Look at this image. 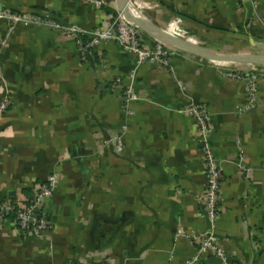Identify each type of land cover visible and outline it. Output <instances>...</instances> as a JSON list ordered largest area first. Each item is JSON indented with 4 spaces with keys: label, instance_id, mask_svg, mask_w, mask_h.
Masks as SVG:
<instances>
[{
    "label": "crops",
    "instance_id": "obj_1",
    "mask_svg": "<svg viewBox=\"0 0 264 264\" xmlns=\"http://www.w3.org/2000/svg\"><path fill=\"white\" fill-rule=\"evenodd\" d=\"M92 1L100 5L0 0V12L91 30L117 12V0ZM135 6L196 46L264 54L255 52L264 48V0ZM171 49L173 71L144 63L132 81L140 99L126 105L120 94L131 83L132 54L104 43L82 57L74 38L0 15V101H9L0 119V203H26L34 186L60 177L43 204L42 236L0 227V264H222L191 240L209 227L200 206L202 144L194 119L180 112L193 101L211 113L224 177L214 233L230 264H264V66ZM251 67L260 71L258 102L246 109L245 85L222 73ZM116 78L122 90L111 88Z\"/></svg>",
    "mask_w": 264,
    "mask_h": 264
},
{
    "label": "built area",
    "instance_id": "obj_2",
    "mask_svg": "<svg viewBox=\"0 0 264 264\" xmlns=\"http://www.w3.org/2000/svg\"><path fill=\"white\" fill-rule=\"evenodd\" d=\"M81 1L93 3L99 6V2L92 0H64ZM254 7L258 6L259 0H244ZM130 7L135 6V0H128ZM2 17L8 18L16 23L31 22L37 25L47 26L60 35L74 38L78 44V49L82 57L104 43H116L123 50L134 56V69L129 77L131 83L123 89L120 97L127 105L132 101L139 100V96L134 91V80L136 71L144 63L149 62L157 65L161 69L171 68V57L173 50L159 41L152 44L144 37L143 31L128 21L120 12L111 17L110 21L104 22L94 29H82L74 25H63L46 17L45 19L35 16H20L11 14L4 10L0 12ZM13 29V27H12ZM4 45L5 43L2 42ZM223 76L231 81L242 82L245 85L248 104L246 109L255 108L258 102V83L260 71L251 67L249 70L229 69L223 71ZM1 77V76H0ZM1 80V78H0ZM113 90H122V81L116 78L112 81ZM9 101L4 98L0 101V119L8 108ZM181 113L191 116L196 124L198 140L202 144L203 166L205 170V184L200 199L201 216L208 222V229L202 233H194L191 240L198 246V254H209L221 260L222 264H230L220 240L214 233L215 222L220 212L221 191L223 186V172L221 161L216 157L213 147L210 144L212 132L211 113L204 103L193 101L180 110ZM118 150H121V143L117 139ZM1 152V147H0ZM240 170L249 175V170L240 164ZM59 175L54 173L48 176L45 183L36 185L32 189V196L26 203H0V227L10 224L19 233L27 235L42 236L48 229L49 222L46 221L43 212L45 200L52 196L59 181ZM73 264V263H68Z\"/></svg>",
    "mask_w": 264,
    "mask_h": 264
},
{
    "label": "water",
    "instance_id": "obj_3",
    "mask_svg": "<svg viewBox=\"0 0 264 264\" xmlns=\"http://www.w3.org/2000/svg\"><path fill=\"white\" fill-rule=\"evenodd\" d=\"M117 12L128 21L140 28L146 35L164 45L184 53L216 62H230L239 64L264 66V54L222 53L196 46L186 40L166 33L146 17L135 15L128 4V0H117Z\"/></svg>",
    "mask_w": 264,
    "mask_h": 264
},
{
    "label": "bare ground",
    "instance_id": "obj_4",
    "mask_svg": "<svg viewBox=\"0 0 264 264\" xmlns=\"http://www.w3.org/2000/svg\"><path fill=\"white\" fill-rule=\"evenodd\" d=\"M130 9L135 15L145 17V15L136 6L130 7Z\"/></svg>",
    "mask_w": 264,
    "mask_h": 264
},
{
    "label": "rangeland",
    "instance_id": "obj_5",
    "mask_svg": "<svg viewBox=\"0 0 264 264\" xmlns=\"http://www.w3.org/2000/svg\"><path fill=\"white\" fill-rule=\"evenodd\" d=\"M260 51H262V52H264V48H262V49H257L255 52H260Z\"/></svg>",
    "mask_w": 264,
    "mask_h": 264
}]
</instances>
